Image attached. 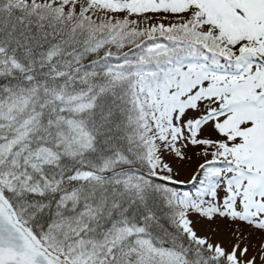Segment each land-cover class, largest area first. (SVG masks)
<instances>
[{
  "label": "snow or ice",
  "instance_id": "6c2138e0",
  "mask_svg": "<svg viewBox=\"0 0 264 264\" xmlns=\"http://www.w3.org/2000/svg\"><path fill=\"white\" fill-rule=\"evenodd\" d=\"M0 264H264V0H0Z\"/></svg>",
  "mask_w": 264,
  "mask_h": 264
},
{
  "label": "rangeland",
  "instance_id": "374dc122",
  "mask_svg": "<svg viewBox=\"0 0 264 264\" xmlns=\"http://www.w3.org/2000/svg\"><path fill=\"white\" fill-rule=\"evenodd\" d=\"M187 178H188L187 176L182 177V179H185V180H187Z\"/></svg>",
  "mask_w": 264,
  "mask_h": 264
}]
</instances>
